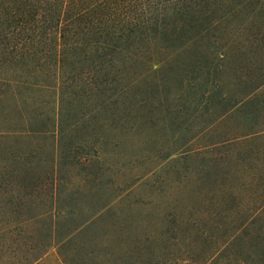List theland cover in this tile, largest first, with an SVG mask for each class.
<instances>
[{"label":"trees","instance_id":"trees-1","mask_svg":"<svg viewBox=\"0 0 264 264\" xmlns=\"http://www.w3.org/2000/svg\"><path fill=\"white\" fill-rule=\"evenodd\" d=\"M0 117V193L32 191L64 264H264V0H0ZM180 152L194 186L165 200Z\"/></svg>","mask_w":264,"mask_h":264},{"label":"rangeland","instance_id":"rangeland-1","mask_svg":"<svg viewBox=\"0 0 264 264\" xmlns=\"http://www.w3.org/2000/svg\"><path fill=\"white\" fill-rule=\"evenodd\" d=\"M3 128L2 119L0 117V131L3 130ZM235 128H238L236 123L221 125L216 132L207 134V136L192 143V145L189 146V149L197 150L201 147L204 148L208 144L219 142L224 139H231L233 136L240 134V132H243L244 130L246 132V130H248V128L246 129L244 126V129H242L241 126L239 129ZM186 157L187 156L181 152L176 154L172 158L174 161L171 162V164L164 166L162 171H160L161 173H158L160 179L158 181L159 190L157 191V194L161 195L162 198L164 197L165 200L173 194L180 192L185 193L184 186L187 184L189 186L188 190L194 186V181L192 178L193 176H190V174H192L195 167L198 166L200 158L195 157L188 159ZM150 169L151 165L145 164L138 170L145 172L146 170ZM132 175L133 174H131L130 178ZM128 178L129 177H126V182H129L130 184V179ZM19 192L20 193L15 192L13 195L12 193L6 195H3L2 192L0 193V264H28V262H32V259H34V256L37 254L38 250H46L49 252L40 264H64L61 260L62 257L59 256L58 251L54 249V247L48 249L53 243L52 237H47L45 235L39 238L36 236V225L33 217L36 211V208L34 207L36 202L35 195L30 189H26L25 191L20 190ZM131 192V203L140 200L144 201L147 200L149 194L151 195V188L149 186H143L140 183V185ZM255 199L257 198L253 193H247L246 197L243 198V203H241L239 199V203H241L239 205L242 209H255ZM9 202H14L15 206L12 207V209L8 211L7 214L4 211V205ZM237 202L238 201L235 203L236 206L238 204ZM113 214L115 215V213ZM104 223H107V221ZM64 236V230L60 229L56 233L55 237L58 238V240H63ZM99 241V243L102 244L105 242L104 238H100ZM80 242V237L74 239V241L71 242V244L74 243L72 247H77L75 244ZM70 245L67 246V248L64 250V253L68 252L67 256L72 257L73 251H71L69 248ZM68 248L70 250H68ZM102 249L103 247L96 250L97 253H101L98 254L101 257H103V253L101 252ZM111 261H114V264H125L121 262L120 253L112 256ZM106 264L108 263L106 262Z\"/></svg>","mask_w":264,"mask_h":264}]
</instances>
